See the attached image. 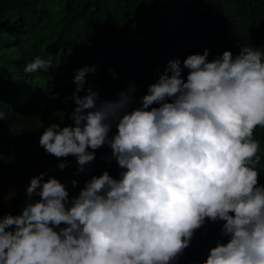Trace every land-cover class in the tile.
Returning <instances> with one entry per match:
<instances>
[{
  "label": "clouds",
  "instance_id": "1",
  "mask_svg": "<svg viewBox=\"0 0 264 264\" xmlns=\"http://www.w3.org/2000/svg\"><path fill=\"white\" fill-rule=\"evenodd\" d=\"M6 1L29 28L17 25L16 44L0 59V92L16 91L26 108L0 104V143L44 127L36 135L44 151L28 158L42 165L23 184L19 214H0V264H178L207 224L220 232L202 264H264V169L254 138L264 128V52L244 43L256 27L250 0L234 16L254 18L240 37L191 51L179 39L175 53L136 67L130 81L125 68L128 83L110 97L93 82L105 66L118 78L110 54L72 69L74 89L58 87L60 46L74 33L69 16L48 41L28 0ZM104 147L110 156L101 157L115 161L118 177L104 170L70 195L57 175L76 166V175H88ZM21 186L20 176L6 192Z\"/></svg>",
  "mask_w": 264,
  "mask_h": 264
},
{
  "label": "trees",
  "instance_id": "2",
  "mask_svg": "<svg viewBox=\"0 0 264 264\" xmlns=\"http://www.w3.org/2000/svg\"><path fill=\"white\" fill-rule=\"evenodd\" d=\"M35 8L36 14L42 21L44 35L48 41L58 38L70 17L74 25L73 35L61 44V54L57 58L58 67L62 68L58 74V87L71 90L75 88L68 80L69 73L84 59L97 58L103 53V58L108 54L109 66L118 69V78L110 76L108 66L98 68L93 75V82L100 92L107 97L111 96L110 90L116 92L123 88L132 79L136 67L143 70L147 63H152L159 56L175 53L174 45L181 39L185 51L198 47H205L211 43L225 45L227 36L240 37V31L246 32L256 19V27L251 36L245 38L244 43L249 47H259L264 52V0H250V13L254 17H246L236 23L234 16L239 14L245 0H28ZM249 1V0H248ZM245 11L241 14L243 15ZM65 17V18H64ZM118 26L114 29V25ZM21 25L28 29L21 13L14 10L6 0H0V59L7 55L15 46L19 37ZM105 26L103 30L96 28ZM110 28L113 32H110ZM84 29L87 35L84 36ZM202 48V52H203ZM116 59V60H115ZM119 61V64L117 63ZM128 71V81L122 82V71ZM150 65L147 77L155 70ZM163 71H158V76ZM158 76H151L155 79ZM17 92L10 91L8 95L0 92V104L6 101L19 104L22 109L25 104L17 101ZM67 120V119H66ZM63 120V121H66ZM64 123V126L71 125ZM23 127V123L19 124ZM42 127L40 130H42ZM39 130V131H40ZM38 131V132H39ZM31 129L18 133L16 138L0 143V214H19L26 201V189L23 184L30 171L42 162H34L29 157L38 158L44 151L36 147V135ZM254 138L260 142L261 168L264 169V128L257 127ZM100 155V156H99ZM51 156V155H50ZM97 160L88 175H76V167L68 170L62 178L69 189V194L79 193L86 180L91 175H100L108 170L114 178L118 177L120 169L115 161H105L101 156H110V149L101 148L96 152ZM100 157V159H98ZM114 164V165H113ZM21 176V190L8 195L6 186ZM76 179L78 187L72 188L70 181ZM260 183L264 184V170L260 174ZM10 197L4 201V196ZM34 199H39L35 197ZM207 230L208 235L203 233ZM220 224H207L197 231L191 246L185 250L178 264H202L203 256L206 259L210 247L215 246L219 238Z\"/></svg>",
  "mask_w": 264,
  "mask_h": 264
},
{
  "label": "rangeland",
  "instance_id": "3",
  "mask_svg": "<svg viewBox=\"0 0 264 264\" xmlns=\"http://www.w3.org/2000/svg\"><path fill=\"white\" fill-rule=\"evenodd\" d=\"M11 1L14 5H16V3L13 0H9ZM16 7V6H15ZM17 8V7H16ZM28 21H30V19L28 17H26ZM32 21H35L33 18H31ZM32 23V22H31ZM34 26V25H33ZM8 197H6V195L4 196V200L7 199Z\"/></svg>",
  "mask_w": 264,
  "mask_h": 264
}]
</instances>
